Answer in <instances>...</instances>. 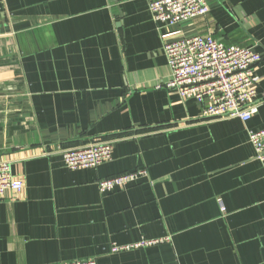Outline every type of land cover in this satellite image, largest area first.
<instances>
[{"label": "crops", "instance_id": "0c3cea01", "mask_svg": "<svg viewBox=\"0 0 264 264\" xmlns=\"http://www.w3.org/2000/svg\"><path fill=\"white\" fill-rule=\"evenodd\" d=\"M184 35L253 47L264 97V0H207ZM147 0H0V158L24 181L0 199V264H264V163L247 123L207 120L173 89ZM113 140L71 170L62 150ZM145 170L102 192L98 181ZM158 241L113 252L115 245Z\"/></svg>", "mask_w": 264, "mask_h": 264}, {"label": "built area", "instance_id": "2783aa9c", "mask_svg": "<svg viewBox=\"0 0 264 264\" xmlns=\"http://www.w3.org/2000/svg\"><path fill=\"white\" fill-rule=\"evenodd\" d=\"M150 13L161 33L163 51L170 67L166 83L156 85L175 90L183 99H195L202 104V117L207 120L240 118L247 123L261 108L260 75L254 65L262 55L253 47L227 45L211 34L186 36L182 25L209 10L207 0H147ZM249 142L257 158L264 163V128L248 129ZM113 140L96 138L92 142L62 150L64 165L71 170L97 168L113 158ZM147 171L137 170L98 181L102 192L113 191L145 177ZM24 181L16 178L10 161L0 158V199L18 195ZM158 241H142L115 245L113 252L130 250ZM54 264H98L97 259H78Z\"/></svg>", "mask_w": 264, "mask_h": 264}]
</instances>
